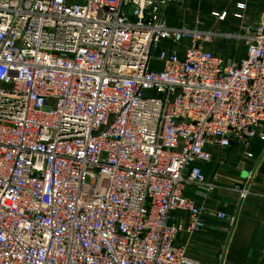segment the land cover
I'll list each match as a JSON object with an SVG mask.
<instances>
[{"label":"built area","instance_id":"2783aa9c","mask_svg":"<svg viewBox=\"0 0 264 264\" xmlns=\"http://www.w3.org/2000/svg\"><path fill=\"white\" fill-rule=\"evenodd\" d=\"M173 1L0 0V264H204L175 236L207 214L231 235L237 213L195 193L251 191L253 170L225 184L202 163L211 141L264 148V9L235 12V61L204 49L216 32L168 25Z\"/></svg>","mask_w":264,"mask_h":264},{"label":"crops","instance_id":"0c3cea01","mask_svg":"<svg viewBox=\"0 0 264 264\" xmlns=\"http://www.w3.org/2000/svg\"><path fill=\"white\" fill-rule=\"evenodd\" d=\"M239 3L244 4L239 8ZM264 9V0H176L164 9L166 23L172 26L198 27L217 33L203 43L204 49L224 59L239 61L246 55V46L241 38L225 35L243 32V24L235 12H241L247 22L259 19ZM213 13H218L222 17ZM189 39L180 44L166 42L164 47L183 55ZM264 132V123L257 127ZM211 159L202 163L207 178L218 175L225 184H242L249 170L250 192L237 206L238 192L220 186L204 195L195 193L210 212L224 209L237 213V222L226 237L224 221L207 214L206 226L192 232H179L174 243L204 264H264V148L258 138L251 144L252 156L245 155V146L233 143L223 148L211 141L207 144ZM194 186L188 189L193 191ZM172 220H182L186 212L182 208L172 211Z\"/></svg>","mask_w":264,"mask_h":264},{"label":"rangeland","instance_id":"374dc122","mask_svg":"<svg viewBox=\"0 0 264 264\" xmlns=\"http://www.w3.org/2000/svg\"><path fill=\"white\" fill-rule=\"evenodd\" d=\"M158 51L154 50L152 54V61H151V66L153 68H159L160 67V60L157 58Z\"/></svg>","mask_w":264,"mask_h":264}]
</instances>
